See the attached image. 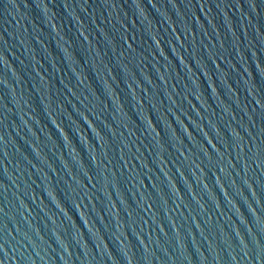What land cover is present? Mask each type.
Instances as JSON below:
<instances>
[{
    "label": "water",
    "instance_id": "1",
    "mask_svg": "<svg viewBox=\"0 0 264 264\" xmlns=\"http://www.w3.org/2000/svg\"><path fill=\"white\" fill-rule=\"evenodd\" d=\"M0 264H264V0H0Z\"/></svg>",
    "mask_w": 264,
    "mask_h": 264
}]
</instances>
